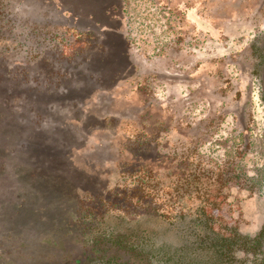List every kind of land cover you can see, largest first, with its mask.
I'll return each instance as SVG.
<instances>
[{
	"label": "rangeland",
	"instance_id": "374dc122",
	"mask_svg": "<svg viewBox=\"0 0 264 264\" xmlns=\"http://www.w3.org/2000/svg\"><path fill=\"white\" fill-rule=\"evenodd\" d=\"M159 1L183 27L193 7L208 28L264 17V0ZM160 19L148 0H0V264L123 262L116 247H84L116 216L192 237L201 208L241 206L262 121L242 53L251 24L227 28L229 55L185 63L192 94L183 82L166 97L164 66L131 52L150 57Z\"/></svg>",
	"mask_w": 264,
	"mask_h": 264
},
{
	"label": "flooded vegetation",
	"instance_id": "af4514ba",
	"mask_svg": "<svg viewBox=\"0 0 264 264\" xmlns=\"http://www.w3.org/2000/svg\"><path fill=\"white\" fill-rule=\"evenodd\" d=\"M148 1L155 6L158 17L161 18L164 41L155 46L150 57H145L138 49L131 52L150 68L160 69L164 66L162 75L166 80L161 84L167 90L166 97H171V92L181 95L177 85L183 82L186 84L185 91L192 94L196 83L186 79H192V70L185 63L204 68L207 62L229 55L234 52L237 44L232 42L234 46L231 45L226 34L227 28L233 23L251 24L242 53L253 61L251 75L262 106V121L258 123L253 161L242 165L244 171L241 170L240 180L236 184L244 199L241 206L229 207V212L201 208L203 223L198 222V233L192 234L190 231L192 237L189 227H180L176 223L155 227L152 218L128 221L116 216L115 222L111 221L101 231L93 232L84 247L91 246L92 251L95 248L101 250V247H95L97 243L116 247L130 256L119 264H134L131 255H136L140 258L139 261L146 264H264V17L257 16L252 20L236 18L222 23L214 20L213 26L210 24L208 28L205 15L200 12V8L195 10L193 7L189 9L186 19V24L194 29L191 32L185 29L186 24L183 27L179 20L176 21L171 16V7L159 0ZM220 48L229 53L219 56ZM175 79H178V84L173 82ZM171 99L177 100L174 97ZM224 211L231 215L223 213ZM121 218L122 221H118ZM211 221L215 222V226L210 225ZM106 231L115 233L118 238L124 237V245L107 243L103 237ZM130 241L142 245V248L129 249L126 243ZM96 259L98 264L101 258ZM103 264L107 263L103 261Z\"/></svg>",
	"mask_w": 264,
	"mask_h": 264
},
{
	"label": "trees",
	"instance_id": "16d2710c",
	"mask_svg": "<svg viewBox=\"0 0 264 264\" xmlns=\"http://www.w3.org/2000/svg\"><path fill=\"white\" fill-rule=\"evenodd\" d=\"M105 234L106 235H104L103 237H104V240H107V243H113L114 245H124V237H120V238H118V237H116V234L115 233H113V232H105ZM94 242V241H93ZM136 242H138V240H136ZM126 244H128V248L129 249H139V248H142V245H136L135 244V242L134 241H130L129 243H126ZM97 246H99V247H101V244H99V243H97L96 245H95V247H97ZM101 252V250L100 249H96L95 248V250H94V253H96V255H99V253ZM99 258H101L100 259V262H98V264H103V261L105 262V263H107V264H119V262L118 261H114L113 259H107L108 258V255H107V253H105L104 254V256L103 257H99ZM102 261V262H101ZM90 264H97V259H92V260H90Z\"/></svg>",
	"mask_w": 264,
	"mask_h": 264
}]
</instances>
